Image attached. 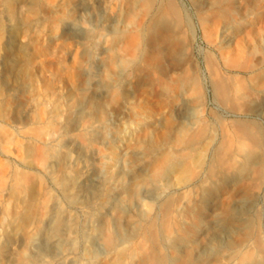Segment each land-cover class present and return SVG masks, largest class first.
<instances>
[{
	"label": "rangeland",
	"instance_id": "obj_1",
	"mask_svg": "<svg viewBox=\"0 0 264 264\" xmlns=\"http://www.w3.org/2000/svg\"><path fill=\"white\" fill-rule=\"evenodd\" d=\"M129 1L109 2L105 17L113 18L115 23L100 74L92 76V57L102 45L95 25H98V5L79 13L73 8L77 0H0V48L6 40V23L13 20L17 25L13 31L17 47L0 52V189L6 190L0 191V264H38L35 247L45 239L52 201H60L59 210L72 203L66 193L56 188L57 182L65 186L72 176L63 175L62 163L50 168L48 159L49 156L63 159L49 143L51 131L56 129L54 125L60 127L49 119V114L56 116L65 107V91L74 96V101H84L89 111L98 113L103 108L113 113L125 106L126 99L122 96L125 84L134 86L132 100H135L125 106L128 136L119 140L121 148L105 152L93 141L94 133H76L79 141L83 139L92 150L94 167L102 177L93 203L98 199L100 202L95 203L103 204L107 192L125 181L123 173L130 157L147 158L154 153L153 158H148L145 179L131 192L158 189L160 193L152 204L154 207L143 204L137 207L138 223L131 230L141 231L143 241L140 238L124 254L101 255L94 261L82 235L74 242L66 236L65 242L74 243L77 264H121L130 252L133 261L141 257L142 261L137 262L145 264H187L185 259L175 261L162 240L173 226L167 219L170 207L182 196L181 190L173 187L175 180H165V173L172 165L181 168L178 178L189 189L194 188L205 177L217 173L233 151L238 121L260 124L264 137V116L246 113V95L264 86V0H134L136 6ZM171 8L178 9L180 17ZM78 17L83 19L80 34L84 36V47L76 53L71 47L73 40L62 29L66 21ZM227 35L231 41L225 44ZM113 59L117 60L113 66V87L107 91L106 99L95 105L87 81L104 86V75L111 71ZM12 63L17 65L11 66ZM10 67L12 73L7 72ZM217 76L228 82L236 97L232 96L230 103L224 104L217 98L214 88ZM7 87L14 90L9 93ZM182 91L186 92L187 104L180 119L177 106L182 105ZM29 106L35 107L28 113ZM64 119L71 124L76 116L67 113ZM69 124L65 130L71 128ZM119 129L117 126L109 131L108 138L113 139ZM166 142L172 147L161 149ZM195 164L204 167L203 174L195 173ZM128 203L122 200L119 205ZM227 203L220 202L224 210ZM76 214L79 217L75 211L73 215ZM79 218V230L85 229L88 222L81 215ZM109 226H103L99 233V250L104 254L113 246V229ZM15 232L19 234L17 240H13ZM135 247L138 253L132 252Z\"/></svg>",
	"mask_w": 264,
	"mask_h": 264
},
{
	"label": "bare ground",
	"instance_id": "obj_2",
	"mask_svg": "<svg viewBox=\"0 0 264 264\" xmlns=\"http://www.w3.org/2000/svg\"><path fill=\"white\" fill-rule=\"evenodd\" d=\"M110 1L112 0H77V3L74 4L73 7L76 12L81 13L86 11L88 7L93 4L98 5L97 7L99 10L96 15L98 25H95L99 30L98 36L101 38V40L98 41H101L102 45L99 49H95V52L96 50L98 51L96 53L93 52L95 54L93 57L91 56L93 58V70L91 72L92 76H95L96 73L97 75L100 74L105 58L104 56L106 53V47L109 42V36L112 32L113 24L115 23L113 18L105 17V13ZM129 4L136 6V1L130 0ZM171 11H173L174 15L180 17V12L178 9L171 8ZM82 20L78 17L75 20L66 21L62 29L64 35H67L71 40H73L71 47L74 50L72 51L76 53H79L78 51L80 50V47L84 44L82 43L84 36L80 34ZM162 24L163 22L161 25ZM16 26L17 25L13 22V20L6 23V29L4 31L6 33V40H4L3 45L0 48V52L3 51L4 53L9 48L16 46L17 39L15 35H13V31L16 29ZM230 41L231 38L229 35L225 36L224 43L228 44ZM112 61L114 62L111 64V71H107L106 75H104V86H101L97 82L90 83L89 79V81H87V83H89L88 86H90L89 88L92 91L91 99L95 102V105L96 103L99 104L104 101L107 97V91L113 87L112 77L115 74H113V66L117 64V60L113 59ZM16 65H13L12 63L11 66ZM136 70H138V68ZM7 72L12 73L13 68L10 67ZM173 73H176V71H173ZM6 85L7 84H5V86ZM133 87L134 86H131L130 83L125 84L123 91L124 95L122 96H124L127 101L124 103L126 107L127 104L129 105L135 100H132L135 91ZM214 88L217 98L224 104L230 103L231 98L235 97V95H232V90L228 82L222 78H218V76L215 78ZM13 90V88L7 87V91L9 93ZM69 90L71 91V89ZM181 93L182 105L177 106V114L180 119L182 117V111L187 104V99L184 97V93L186 92L182 91ZM247 95V115L251 113L257 116H264V86L258 87L253 91V93L250 92V94L248 96ZM64 97L66 98V103L64 105L65 107L59 111L58 115L55 116L53 114H49V119L60 126L57 128L54 125L56 129L51 131L49 143L51 148H53L54 153L60 152L63 155V159L59 160L58 158L50 156L49 157L51 159L49 157L48 159L50 160V168L62 163L63 175L66 177L70 175L72 176V178L67 181L68 183L65 182V186L61 185L59 182L56 184V188L66 193L68 198L72 200V203L69 204L68 208H61V210H59L60 201H52L53 211L50 216L48 215L49 217L45 223V239L43 242L39 243L37 247H35L37 248V253H35L34 256L37 254L36 260L38 264H54L56 262L61 264H77L76 262H78V257L77 251L73 247L74 243L65 242L66 236L71 237L73 239L72 241L74 242L77 237L82 235V240L85 242L86 247L91 248V260L97 259L101 255L102 257L103 255L104 257H107V255H112L119 252H123L122 254H124V252H127L129 248L131 249V246L140 240L143 235L140 234L141 231L137 232L131 230L135 223H138L136 215L137 207L143 204L149 208H152L154 207L152 204L156 202L155 200H157L160 196L158 189H152L149 192L143 193L141 191L143 189L140 188L141 190L138 191L139 193L131 192L133 188L138 187V184L145 179L144 177L147 174L148 162L150 160H148V158H153L155 156L154 153L151 155V157L147 158L138 157L133 159L130 157L127 161V169L125 172L123 171L124 173L122 172L125 176V181H123V183L121 182L120 185L118 184L119 186L111 188L107 192V194L104 196V199L102 198L105 200L103 204H96L95 202L98 199L93 203L95 195L99 192L98 189L101 186L100 184L102 182V177L94 167L92 161V150H89L86 142L82 141L83 139L79 141L78 137L76 136L78 134L76 133H94L93 141L99 148L105 152H108L112 148V150L115 152L121 148V146H119V140L128 136V109L124 106L120 107L118 111L114 110L113 113H110L105 112L103 108H101L98 112L100 115L97 116L98 113L86 109V103L84 101H74V96L70 95L66 91L64 92ZM34 107L35 106H29L28 113L32 111ZM67 113L68 115L70 114V116H76V119L73 120L71 124L67 123V121L64 119V116ZM14 121L17 124L21 123L19 120ZM66 124L71 126L69 130H65ZM116 125L119 126L120 129L113 139H109L110 137L108 138V132L116 129ZM259 125L250 121H238L235 124L237 131V144H235L236 146L234 145L235 147L233 151L229 153L226 159L224 158L225 160L223 159L224 162H222L221 166L217 168V173L205 177L200 181L199 184L196 186L194 185V188L192 187L189 189V185H187L185 181L183 182L180 178H178V175L181 173V168H177L172 165L165 173V180L169 181L170 178L175 180L173 187L175 189L181 190L182 192V196L171 205L169 213L167 214L169 215V218L167 219H170L169 223L171 221L173 226H171L170 230L167 232V236L162 237L164 246L171 250V254L174 255L175 261L185 259L187 264H264V137L262 136ZM170 146L169 142H166L162 144L161 149H169ZM192 163L193 162L190 164L193 165L195 162L193 164ZM193 168L196 174L201 175L204 173L203 166H198L195 164ZM162 185L164 186L165 184ZM0 191L4 193L6 191L5 187H2ZM146 199H148V202L145 201ZM122 200H125L129 203L120 207L121 204L119 205V202ZM222 200L228 201L225 210L220 205ZM91 202L93 204H91ZM98 202H100V200L97 201V203ZM75 211L79 214V217L81 215L88 222L85 229L79 230V220H77L79 217L77 214L76 217L73 215ZM80 225L81 227L83 226L81 223ZM106 225H110L113 229V235H111V242L113 246L109 252L107 251L108 253L106 252V254H104L99 250L98 240L102 227H106ZM80 231L82 232L80 233ZM18 235L19 234L15 232V238H13V240H17ZM140 241L142 242L143 238ZM233 241H235V245L232 247L231 244ZM136 245L138 246L139 244ZM135 248H133L132 252H137V247ZM143 251H145V249ZM151 251H153V249H151ZM123 259L121 264H145L142 262H137L139 259L142 261L141 257L137 261H133L134 259L133 256H131V252L130 255L123 257ZM155 262L156 261L153 263ZM168 264H170V262H168Z\"/></svg>",
	"mask_w": 264,
	"mask_h": 264
}]
</instances>
